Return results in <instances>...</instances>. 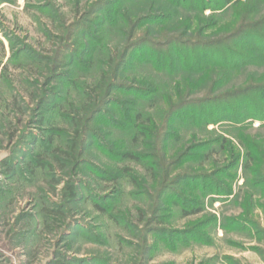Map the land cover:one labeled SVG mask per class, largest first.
Masks as SVG:
<instances>
[{
    "label": "rangeland",
    "instance_id": "1",
    "mask_svg": "<svg viewBox=\"0 0 264 264\" xmlns=\"http://www.w3.org/2000/svg\"><path fill=\"white\" fill-rule=\"evenodd\" d=\"M111 1L0 0V264H264V195L248 200L243 162L233 171L232 194L206 196L199 213H185L197 207L187 176H215L231 163L225 159L227 151L205 159V151L191 148L223 134L238 152L244 149L229 125H210L217 131L210 134L181 126L180 114L168 125L161 123L169 106L164 93L176 86L179 75L133 61L136 67L131 64L128 77L116 83L134 87L147 80L160 87L154 102L135 107L153 117V126L146 124L148 137L135 143L126 127L117 129L109 122L108 117L126 124L120 110L129 107V98L117 90L112 93L107 82L113 71L109 58L124 48L132 31L122 22L111 27L99 11L108 10ZM135 1H127L133 11ZM120 11L133 21L126 7ZM144 27L129 41L155 37V32H143ZM250 79L249 84L263 83L264 66L249 67L212 93L231 91ZM72 83L87 85L90 92L99 85V93L93 92L97 100L84 109L87 96ZM198 87L196 96L204 92ZM46 96L50 102L44 107L40 99ZM58 99L72 109L76 123L58 118L52 106ZM111 99L118 107L109 105ZM49 122L67 131L63 144L76 140L73 156L79 160L65 170L54 162L51 174L30 171L27 164L40 150L34 136L46 138L41 127L55 125ZM259 126L260 121H253L241 136L263 140ZM130 149L141 153L143 161L124 160ZM182 156L186 159L176 164ZM216 158L222 162L213 164ZM9 166L16 172L9 173ZM122 166L130 168L138 183L123 180L121 193L110 177ZM53 175L61 182L55 190L50 185ZM71 183L79 193L76 201L63 195ZM240 218L257 224H241ZM234 220H239V230L228 228Z\"/></svg>",
    "mask_w": 264,
    "mask_h": 264
},
{
    "label": "trees",
    "instance_id": "2",
    "mask_svg": "<svg viewBox=\"0 0 264 264\" xmlns=\"http://www.w3.org/2000/svg\"><path fill=\"white\" fill-rule=\"evenodd\" d=\"M127 1L131 0H113L108 4L109 9L105 12H103V8L99 7V11H102L111 27L117 28L118 24L122 22L127 26L130 24L132 29L127 35L128 41L124 48L109 58V63L113 64V71L111 77L108 78L110 82H107V85L112 86V93L117 90L124 95V98H129L127 102L129 107L120 110L126 124L122 125L117 119L108 117L112 127L117 129L126 127L137 143L148 137L147 128L153 126V117L147 116L146 113L135 107L138 106V103L141 106L143 101L154 102L156 90L160 87L147 80H140L138 86L134 87L125 84L120 86V83L119 85L116 83L128 77L127 73L131 64L134 67L141 63L150 65L158 73L172 74L175 78L179 75L181 80H178L176 86L169 90V96L164 93V98L169 106L165 113L166 118L164 117L161 123L170 122L171 118L175 119L174 117L180 114L184 119L180 123L183 124L181 126L189 125L191 128L200 129L210 134L217 132L214 128L209 129L210 125H229L233 129L231 131L235 132L234 135L239 137V143L244 149L238 152L233 141L223 134L214 136L211 140L209 138L206 143L191 148L197 152L205 151L203 156L205 159H211L214 154L227 151L229 153L225 159H229L232 164H226L224 170H219L215 176H187V179L190 180L187 187L193 196L195 195L191 202L197 207L185 213L187 215L199 213L206 196L232 194L230 181L235 178L236 175L233 171L240 161L243 162L244 188L249 194L248 200L253 195H264V139L253 141L241 136L243 132L252 128V122L255 120L260 121L259 129H264V82L249 84L252 81L250 79L243 84L234 85L231 91L226 90L216 96L212 93L216 87L225 86L230 78L242 74L249 67L264 66V0H136L134 3L136 11L128 8ZM97 3L98 1L95 2V4ZM125 7L128 15L132 14L133 21H128L120 13V10ZM142 27L144 29L147 27L143 32H155V37L129 41L138 31L142 30ZM161 38L165 39L164 43ZM70 48L71 46H69ZM93 49L94 52L98 50L96 46ZM130 58L135 60L130 61ZM133 61L139 64L132 63ZM106 76L104 72L102 81L106 80ZM189 77L194 80L197 78V80H188ZM198 85H202L200 88H203L205 93L196 96L194 88H199ZM71 87H76L78 91L86 94L87 104H84V109L88 104L97 100L94 98L93 92L98 94L100 91L98 90L99 85L94 87L91 92L84 84L74 85L72 83ZM61 100L58 99L57 103ZM40 101L41 106H44L50 102V97L41 98ZM109 101V105L118 107V102L113 99ZM0 104H3V99H0ZM71 105H68L69 108ZM52 106H55L58 118L62 122H77L76 116L70 112L72 109L69 110L64 103L57 105L53 103ZM91 111L88 113H93ZM49 124H55V122H49ZM41 130L46 134V138L40 140L34 136V142L38 144L40 150L34 152L27 164L30 171L42 169L44 173L51 174L56 170L54 162L60 169L65 170L71 161L79 160L73 156L77 146L76 140L63 144V137L67 133L64 128L55 124L47 129L41 127ZM92 133L94 136L97 135L96 132ZM156 137L158 139V135ZM123 156L124 160L129 162L143 161V155L131 149L126 151ZM185 159L182 156L175 163L180 164ZM218 160L221 161L216 158L213 164L219 162ZM152 167H148L150 171L153 170ZM9 170V173L12 174L16 172L15 168L11 166H9ZM118 172L119 174L110 178L119 192L124 191L123 180L131 182L133 186L137 185L138 181L130 168L122 166ZM106 178L108 177L106 176ZM60 183V180L53 175L50 181L52 189L55 190ZM63 195L69 200L76 201L79 198L76 184L67 185ZM95 206L106 212L102 203L95 201ZM50 213L55 212L51 210ZM48 216L49 214H46V217ZM240 220L241 224L245 223L244 225L246 223L257 224L251 219L240 218ZM238 223L239 220H234L228 228L239 230L241 226L238 227Z\"/></svg>",
    "mask_w": 264,
    "mask_h": 264
}]
</instances>
